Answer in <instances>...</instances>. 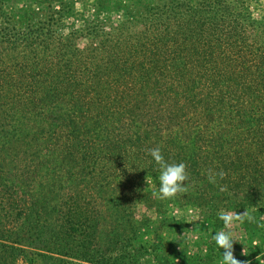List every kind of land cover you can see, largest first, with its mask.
I'll return each mask as SVG.
<instances>
[{
    "label": "trees",
    "instance_id": "obj_1",
    "mask_svg": "<svg viewBox=\"0 0 264 264\" xmlns=\"http://www.w3.org/2000/svg\"><path fill=\"white\" fill-rule=\"evenodd\" d=\"M195 14L179 31L172 22L145 29L146 38H125L114 50V84L110 69L89 87L67 77L58 68L67 56L61 49L30 57L39 71L0 70V264H15L24 247L49 253L48 264L67 257L103 264L106 255L99 259L95 248L103 240L109 248L114 235L97 236L100 211L91 215L70 186L85 174L110 184L120 177L114 162L129 166L135 179L157 178L149 149L159 147L167 163L183 162L185 187L199 188L194 194L228 197L225 187L240 186V169L264 148V53L247 59L234 52L241 35ZM252 167L264 170V155ZM257 178L253 173L250 183ZM101 200L113 222L114 203L126 218L128 199Z\"/></svg>",
    "mask_w": 264,
    "mask_h": 264
},
{
    "label": "rangeland",
    "instance_id": "obj_2",
    "mask_svg": "<svg viewBox=\"0 0 264 264\" xmlns=\"http://www.w3.org/2000/svg\"><path fill=\"white\" fill-rule=\"evenodd\" d=\"M192 12L196 13L195 20L223 23L230 35H241L243 45L234 52L245 54L247 59H252L253 53H264V0H0V70L39 71L40 66L31 58L36 55L40 59L61 49L67 56L58 68L67 77H77L80 85L89 87L96 79L94 75L110 69L113 76L108 84H114V50L125 38H146L145 29L160 30L172 22L170 28L179 31L182 28L177 24ZM235 31L238 34L232 33ZM263 155V147L254 150L249 166L240 169L243 178L239 187L233 184L220 188L228 197L222 193L194 194L199 188L193 186L191 191L185 187L182 194L163 199L158 192L159 175L135 179L129 166L116 162L120 177L115 181L88 182L91 175H81L71 184V195L81 193L90 203L91 215L100 211L97 236L103 239L114 235L109 248L105 240L95 248L99 259L106 255L103 264H221L223 249H218L213 240V235L224 228L221 212L251 215V220L245 216L242 223L235 222L233 254L241 264H264V175L260 178L264 170L252 172L253 161ZM253 173L259 178L250 183ZM133 174L138 170L133 169ZM93 183L98 185L96 189L91 188ZM139 189L143 190L142 197ZM108 194L116 202L128 199L127 203L121 201L126 207L125 219L115 210L117 203L114 222L110 212L104 210L106 204L101 199ZM24 249L15 264H48L44 255L49 253ZM242 250L247 256L241 254ZM78 263L102 264L65 258V264Z\"/></svg>",
    "mask_w": 264,
    "mask_h": 264
},
{
    "label": "clouds",
    "instance_id": "obj_3",
    "mask_svg": "<svg viewBox=\"0 0 264 264\" xmlns=\"http://www.w3.org/2000/svg\"><path fill=\"white\" fill-rule=\"evenodd\" d=\"M149 155L153 162L159 166V188L158 192L161 198L169 199L175 197L177 193L185 190L184 182L188 179L186 173V165L180 163H167L162 155L159 147L149 149ZM221 178L224 176L223 172L218 174ZM210 182H215V177H209ZM245 216L249 220L251 215L246 212H237L235 214L229 212H221L219 219L223 221L224 228L213 235V240L218 249H223L221 253V264H241L233 254V244L236 242L233 227L235 222H243ZM242 255L247 256L242 250ZM243 264H251L250 261H245Z\"/></svg>",
    "mask_w": 264,
    "mask_h": 264
}]
</instances>
